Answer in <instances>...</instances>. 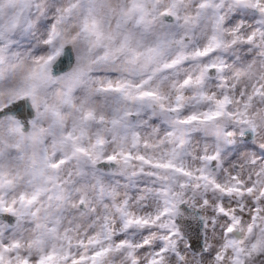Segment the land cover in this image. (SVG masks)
I'll return each mask as SVG.
<instances>
[{
  "label": "snow or ice",
  "instance_id": "snow-or-ice-1",
  "mask_svg": "<svg viewBox=\"0 0 264 264\" xmlns=\"http://www.w3.org/2000/svg\"><path fill=\"white\" fill-rule=\"evenodd\" d=\"M0 264H264V0H0Z\"/></svg>",
  "mask_w": 264,
  "mask_h": 264
}]
</instances>
